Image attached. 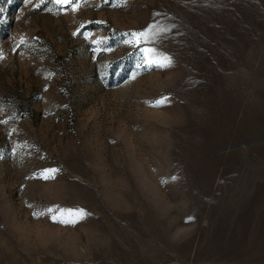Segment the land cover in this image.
Segmentation results:
<instances>
[{"label":"rangeland","instance_id":"374dc122","mask_svg":"<svg viewBox=\"0 0 264 264\" xmlns=\"http://www.w3.org/2000/svg\"><path fill=\"white\" fill-rule=\"evenodd\" d=\"M0 7V264H264V0Z\"/></svg>","mask_w":264,"mask_h":264},{"label":"snow or ice","instance_id":"6c2138e0","mask_svg":"<svg viewBox=\"0 0 264 264\" xmlns=\"http://www.w3.org/2000/svg\"><path fill=\"white\" fill-rule=\"evenodd\" d=\"M8 2H11V0H8ZM55 3L58 5H71L72 6V10L76 11L78 6H79V0H76L75 3H73V0H55ZM39 5H37L38 7ZM0 11H3L2 7H0ZM148 33L147 32H140V33H132V37L134 40H136L137 42H139V38L140 37H145L147 38ZM145 52V63L148 64L149 66H151L152 64H156L159 67H166L168 64H170V60L166 57H161L158 59H153L152 56L150 54H153L155 52L154 49H144L143 50ZM3 58L2 53H0V59ZM166 99V98H164ZM164 99L160 100V101H156L154 102V106H159L161 103L164 102ZM6 121H0V123H5ZM56 170L55 169H48L45 170V173L41 174V178L43 179H49V178H54V176H49L46 173H54ZM49 212H51V209H48ZM34 216L39 215L38 213H33ZM86 215V213L83 212V210H79V217L83 218V216ZM53 221L57 220V217L55 215L52 216ZM60 223H75V220H59Z\"/></svg>","mask_w":264,"mask_h":264}]
</instances>
